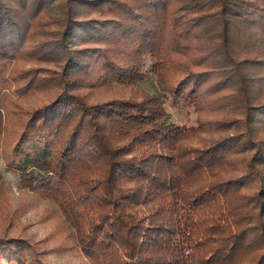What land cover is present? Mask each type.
Wrapping results in <instances>:
<instances>
[{
    "label": "trees",
    "instance_id": "16d2710c",
    "mask_svg": "<svg viewBox=\"0 0 264 264\" xmlns=\"http://www.w3.org/2000/svg\"><path fill=\"white\" fill-rule=\"evenodd\" d=\"M150 73L196 126L106 97ZM40 88L6 163L92 264H264V0H0V117ZM0 264L47 263L0 238Z\"/></svg>",
    "mask_w": 264,
    "mask_h": 264
},
{
    "label": "rangeland",
    "instance_id": "374dc122",
    "mask_svg": "<svg viewBox=\"0 0 264 264\" xmlns=\"http://www.w3.org/2000/svg\"><path fill=\"white\" fill-rule=\"evenodd\" d=\"M32 41L28 47L33 44ZM20 68H35L36 77L47 78V74L55 67L34 61L24 54L8 69V73L14 75L16 69ZM25 81L10 84L11 93ZM105 94L107 98L136 101L154 96L167 113V120L185 128L196 126L201 117L193 101L175 98L161 88L158 78L151 73L134 85L111 86L105 90ZM46 97V88L25 94L20 100L22 109L16 111L18 113L6 117L1 114L0 117V238L24 239L32 245L36 256L47 264H92L71 236V228L56 202L22 186L19 174L6 163L11 139L19 129L18 125H22L26 113L41 104Z\"/></svg>",
    "mask_w": 264,
    "mask_h": 264
}]
</instances>
